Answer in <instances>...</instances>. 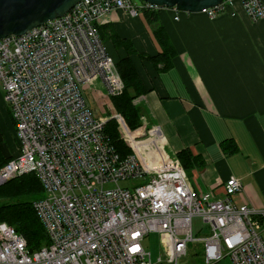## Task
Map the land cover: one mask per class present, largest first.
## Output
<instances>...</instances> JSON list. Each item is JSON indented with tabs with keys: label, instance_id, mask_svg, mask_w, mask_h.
I'll return each instance as SVG.
<instances>
[{
	"label": "built area",
	"instance_id": "built-area-1",
	"mask_svg": "<svg viewBox=\"0 0 264 264\" xmlns=\"http://www.w3.org/2000/svg\"><path fill=\"white\" fill-rule=\"evenodd\" d=\"M235 2L252 21L264 20L263 0H223L201 13L215 19ZM163 9L82 0L63 17L0 41V85L18 142L0 169V186L28 174L39 179L45 194L34 209L49 238L31 251L13 226L0 223V264H178L196 240L195 217L211 232L204 264H264V207L231 201L241 180L229 179L222 197L195 190L177 156L166 154L159 127L143 122L132 131L115 115L133 151L120 156L105 131L110 117L97 115L87 99L85 88L110 98L124 91L100 25L114 11L138 18ZM152 234L162 248L156 262L144 247Z\"/></svg>",
	"mask_w": 264,
	"mask_h": 264
},
{
	"label": "crops",
	"instance_id": "crops-1",
	"mask_svg": "<svg viewBox=\"0 0 264 264\" xmlns=\"http://www.w3.org/2000/svg\"><path fill=\"white\" fill-rule=\"evenodd\" d=\"M158 19L175 50L167 70L142 57L161 51L143 13L114 11L99 27L115 63L128 56L115 38L135 49L142 125L161 129L166 154L192 155L186 173L195 190L222 197L237 178L243 190L232 203L264 207V20L252 21L239 2L215 19L169 8Z\"/></svg>",
	"mask_w": 264,
	"mask_h": 264
},
{
	"label": "trees",
	"instance_id": "trees-1",
	"mask_svg": "<svg viewBox=\"0 0 264 264\" xmlns=\"http://www.w3.org/2000/svg\"><path fill=\"white\" fill-rule=\"evenodd\" d=\"M143 14L146 21L152 26L153 35L161 47V51L158 52L156 56H148L146 58L155 66L163 64V70H167L172 66L171 59L173 58L172 56L175 55V50L170 44L169 38L163 30V27L159 23L158 12L144 11ZM154 24L156 26H153ZM115 43L120 47H124L128 56L116 63L117 70L124 84V91L121 95L111 98V101L116 112L122 116L128 128L135 131L142 126V114L135 106L134 101L139 96L146 93V90L130 58L135 52V49H131V44L121 41L118 38H115ZM105 131L120 156L127 157L129 154L133 153L131 148L121 138L118 124L115 119L107 122ZM12 157L14 158V155H6L0 146V169L3 168ZM177 158L180 160L185 170L191 168V163L194 161L192 155L187 151L179 153ZM44 194L45 190L34 174L22 176L0 186V223L4 222L13 226L16 231L26 239L31 251L38 250L49 243L46 230L34 209V203L38 199L44 197Z\"/></svg>",
	"mask_w": 264,
	"mask_h": 264
},
{
	"label": "water",
	"instance_id": "water-1",
	"mask_svg": "<svg viewBox=\"0 0 264 264\" xmlns=\"http://www.w3.org/2000/svg\"><path fill=\"white\" fill-rule=\"evenodd\" d=\"M82 0H0V41L21 36L50 21L63 17ZM179 12L201 13L223 0H139Z\"/></svg>",
	"mask_w": 264,
	"mask_h": 264
},
{
	"label": "rangeland",
	"instance_id": "rangeland-1",
	"mask_svg": "<svg viewBox=\"0 0 264 264\" xmlns=\"http://www.w3.org/2000/svg\"><path fill=\"white\" fill-rule=\"evenodd\" d=\"M132 48L133 47H131V49ZM142 57L147 59L146 56H142ZM147 60L150 61L149 59ZM85 92L88 101L90 102L93 110L97 113V115H104L105 113H107L108 117H110V120L115 119L113 116L116 115V113L110 97L105 96L103 92L101 93L100 91L98 92L97 90H91L88 88H85ZM116 122L118 124V129H119L120 123L117 120ZM120 131L121 130H119V133L121 135ZM0 146L4 150L6 155L11 154L15 156L17 153V142L14 136L13 120L11 118L9 106L4 100V93L1 85H0ZM119 185L121 187H126V183L124 182L119 183ZM114 187L115 186L113 185H109L106 186V189H112ZM192 227H193V235L196 240L194 242L189 243L187 256L182 257L178 261V264H204V260H205L204 239L210 236L211 234L210 227L207 224H205L200 217L193 218ZM144 247L147 252H151L152 259L154 262H156L157 259L162 255L160 240L156 234H152L147 239V241L144 243ZM220 264H231V261L229 258H225L220 262Z\"/></svg>",
	"mask_w": 264,
	"mask_h": 264
}]
</instances>
